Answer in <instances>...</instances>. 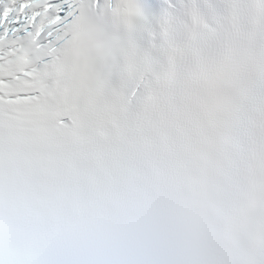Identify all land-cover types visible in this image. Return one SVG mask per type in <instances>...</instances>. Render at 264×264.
<instances>
[{"label": "snow or ice", "instance_id": "1", "mask_svg": "<svg viewBox=\"0 0 264 264\" xmlns=\"http://www.w3.org/2000/svg\"><path fill=\"white\" fill-rule=\"evenodd\" d=\"M220 0H0V264H50L46 237L82 197L195 139L204 186L225 208L228 157L250 89L201 50ZM207 25L182 41L186 13ZM78 45L85 76L69 68ZM264 82V78L259 80ZM264 128V108L257 112ZM204 264H264V195L225 217Z\"/></svg>", "mask_w": 264, "mask_h": 264}, {"label": "clouds", "instance_id": "2", "mask_svg": "<svg viewBox=\"0 0 264 264\" xmlns=\"http://www.w3.org/2000/svg\"><path fill=\"white\" fill-rule=\"evenodd\" d=\"M228 67L225 96L250 89L264 74V44L222 49ZM225 208L207 196L201 149L195 139L174 145L118 183L87 192L76 214L44 241L50 264H204L205 248L225 217L248 210L264 195V128L257 115L246 143L231 146Z\"/></svg>", "mask_w": 264, "mask_h": 264}]
</instances>
